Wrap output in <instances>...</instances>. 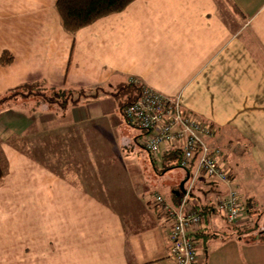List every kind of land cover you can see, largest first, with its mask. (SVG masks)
Returning <instances> with one entry per match:
<instances>
[{"label":"crops","instance_id":"1","mask_svg":"<svg viewBox=\"0 0 264 264\" xmlns=\"http://www.w3.org/2000/svg\"><path fill=\"white\" fill-rule=\"evenodd\" d=\"M56 2L0 0V57H14L0 62V97L35 81L112 90L133 79L179 96L216 126L210 141L248 207L229 222L217 209L226 185L201 179L200 263L264 264V0H135L75 34ZM132 128L109 94L66 108L39 97L1 106L0 264H168L167 221L130 173L143 136ZM184 172L159 193L177 202Z\"/></svg>","mask_w":264,"mask_h":264},{"label":"built area","instance_id":"2","mask_svg":"<svg viewBox=\"0 0 264 264\" xmlns=\"http://www.w3.org/2000/svg\"><path fill=\"white\" fill-rule=\"evenodd\" d=\"M131 81L141 85L137 79ZM141 86L140 98L125 108L124 119L143 133V148L150 155L158 156L164 150L181 152L178 165L187 172L177 202L159 192L150 196L151 204L168 224V264H201L196 234L202 214L194 198L201 179L212 178L226 185L217 209L229 222H239L248 212L247 204L231 185L232 168L224 151L210 141L217 133L216 126L186 112L179 96Z\"/></svg>","mask_w":264,"mask_h":264},{"label":"trees","instance_id":"3","mask_svg":"<svg viewBox=\"0 0 264 264\" xmlns=\"http://www.w3.org/2000/svg\"><path fill=\"white\" fill-rule=\"evenodd\" d=\"M134 1L135 0H57L56 9L64 29L71 34H75L78 30L93 24L103 17L123 11ZM13 60L14 57L9 51H3L0 57V62L3 66L10 65ZM105 94L112 95L116 98L119 110L123 115L125 108L140 98L142 86L138 83L127 81L120 83L112 90H106L102 86H95L93 88L69 86L56 88L47 85L44 81H35L17 86L2 95L0 97V109L5 102L21 97H40L49 105H57L66 108L68 105L90 102ZM162 155L168 160L173 158L176 159L175 164L177 165L181 158V152L177 150L164 152ZM6 172V160L0 149V184ZM208 205V208L214 207L213 204ZM198 208L202 214V209L199 204Z\"/></svg>","mask_w":264,"mask_h":264},{"label":"rangeland","instance_id":"4","mask_svg":"<svg viewBox=\"0 0 264 264\" xmlns=\"http://www.w3.org/2000/svg\"><path fill=\"white\" fill-rule=\"evenodd\" d=\"M39 99L45 102L43 98L39 97ZM131 131L134 133L139 132L136 128H132ZM143 138L144 137L142 135L138 138V141L141 145L137 144L134 148H130V150L133 151L132 156H134L129 161L130 167L133 169V172L130 171V173L133 174L135 179L142 181L141 183L144 185V187H147L148 193H162V189H166L178 182L185 172L181 167L175 164L176 159L174 158L167 160L162 159V154L155 156V158L150 155V153L143 148V142L145 141ZM4 139L5 138H1L0 143H3ZM21 139L22 138H17L16 140L19 142ZM21 142L24 143L23 140H21L20 143ZM123 176V178L126 177V175ZM106 199L109 203L114 204V201H112L109 196L106 197ZM261 220L264 222V218H261ZM257 231H259L257 228L248 230L247 240H253Z\"/></svg>","mask_w":264,"mask_h":264},{"label":"water","instance_id":"5","mask_svg":"<svg viewBox=\"0 0 264 264\" xmlns=\"http://www.w3.org/2000/svg\"><path fill=\"white\" fill-rule=\"evenodd\" d=\"M183 185H184V182L181 184V188L183 187Z\"/></svg>","mask_w":264,"mask_h":264}]
</instances>
